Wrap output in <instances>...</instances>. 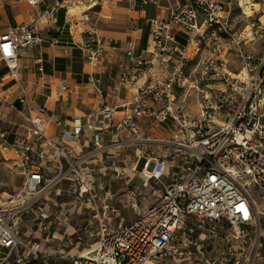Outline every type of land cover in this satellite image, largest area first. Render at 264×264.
<instances>
[{
    "label": "built area",
    "instance_id": "2783aa9c",
    "mask_svg": "<svg viewBox=\"0 0 264 264\" xmlns=\"http://www.w3.org/2000/svg\"><path fill=\"white\" fill-rule=\"evenodd\" d=\"M223 5V0H177L166 19H151L143 50L135 40L126 41L132 64L121 68L98 111L85 120L56 122L60 142L46 136V108L31 107L26 88L18 102L27 125L3 124L0 106V155L22 176L17 191L0 193V264H60L44 252L42 238L29 233L32 226L23 234L19 226L31 210L35 232L45 234L51 216L46 202L65 181L72 192L67 209H75L86 196L93 206L99 201L104 212L96 239L61 264H156L167 257L179 264L180 255L193 246L200 249V264H264V74L258 51L239 46L242 35L231 29ZM54 11L46 12L51 18ZM82 20H89L86 12ZM249 26L248 39L264 33L260 22ZM178 34L184 36V44ZM40 38L33 21L0 34L6 77L17 79L21 52ZM114 43L94 27L82 42H75L86 51L89 77L108 70L106 48ZM232 48L242 58L238 72L228 64ZM204 51L206 56L193 66ZM33 63L43 70L40 58ZM141 79L128 98H120L121 86ZM69 89L60 82V92ZM142 122L168 123L177 134L172 140L151 137L142 130ZM104 132L112 136L108 142L102 138ZM124 133L129 138H122ZM130 146H135L131 166L114 172L115 177L132 175L134 182L125 184L135 217L116 223L111 214L116 216L117 209L106 203L113 193L110 188L94 190V173L104 166L103 154ZM134 177L142 179L140 186ZM149 183L162 184L158 200L140 207L138 192Z\"/></svg>",
    "mask_w": 264,
    "mask_h": 264
},
{
    "label": "crops",
    "instance_id": "0c3cea01",
    "mask_svg": "<svg viewBox=\"0 0 264 264\" xmlns=\"http://www.w3.org/2000/svg\"><path fill=\"white\" fill-rule=\"evenodd\" d=\"M37 1V4L31 5L26 0H0V34L15 26L33 21L41 36L34 46L21 52L17 79L6 77L8 68L0 61V106L6 121L5 125L11 121L27 125L25 114L19 112L22 107L18 102L22 90L26 88L29 105L33 107L41 104L46 108L42 115L46 136L60 142L58 138L60 126L56 122H71L75 118L85 120L87 116L98 111L104 100H108L104 94L116 82L121 68L132 64L125 53L126 41L135 40L139 50H143L147 46L150 20L166 19L170 7L175 6L177 0H160L156 4L149 5L136 0ZM53 8L55 16L50 18L46 11ZM60 8L65 10L62 23L57 22ZM84 12L89 16L88 21L82 20ZM131 13L137 14V20L130 18ZM91 27H94L104 38H114L115 43L106 48L108 70L105 73L96 72L89 77L86 74L90 70L86 63V51L75 42H82ZM200 56L204 58L206 52H201L195 58L198 60ZM34 58L41 59L42 71L37 70L33 63ZM61 81L70 87L68 91L60 92ZM142 81L143 79L133 86H121L120 98H128ZM11 113L14 120L7 118ZM140 126L151 137L158 139L172 140L177 134L168 123L151 126L142 122ZM48 130H50L49 134L46 132ZM19 131L24 133L25 129L20 128ZM128 136L127 133L122 134L124 139L129 138ZM102 138L108 142L112 136L104 132ZM129 149L135 155V146H130ZM130 156L126 154L125 160H129ZM133 182L131 178L129 184ZM31 229V234L42 238V242L46 240L44 234L35 232V226Z\"/></svg>",
    "mask_w": 264,
    "mask_h": 264
},
{
    "label": "rangeland",
    "instance_id": "374dc122",
    "mask_svg": "<svg viewBox=\"0 0 264 264\" xmlns=\"http://www.w3.org/2000/svg\"><path fill=\"white\" fill-rule=\"evenodd\" d=\"M141 2V0H136ZM224 10L228 15V21L230 27L237 34H241V40L239 46H242L246 50H255L257 53V62H259L260 71L264 74V33L255 35L254 39H248L247 35L250 31L249 24L252 21L260 22L264 25V0H223ZM141 4V3H140ZM142 5V4H141ZM143 6V5H142ZM101 9V8H100ZM120 12V11H119ZM125 12V11H124ZM107 13V12H106ZM125 13H128L127 11ZM120 14V13H119ZM131 19L137 20V14L131 13ZM135 18V19H134ZM116 23V22H115ZM178 39L181 42H185V38L182 34H178ZM228 64L229 68L233 72H238L242 67V58L240 57L237 48H232L230 53L228 52ZM196 58L194 62L201 60ZM193 101L194 98H192ZM8 120H14L13 114L7 115ZM5 119V118H4ZM6 121H2L4 124ZM49 134L50 130L46 131ZM111 154H103L102 161L104 166L99 165L96 167V173H94V190L100 192L103 189L110 188L113 197L108 199L106 203L110 207L117 209L118 215L113 216L111 219L114 222H118L123 219L122 222H126L135 217V214L130 209L132 199H130L127 192V185L132 178L130 173L115 177L114 169L121 170L124 167L131 166L135 155L129 147H121L115 151L111 150ZM131 155L129 160H125L126 154ZM107 156V157H106ZM102 167V171L98 168ZM136 178V177H134ZM141 178L135 179L136 185H141ZM22 184V176L19 170L11 164L9 160H5L0 155V193L7 192L13 193L19 189ZM67 181H65L55 193L52 192V200L46 202V207L50 211L51 216L46 220L47 231H45L46 240L43 241V250L45 253L53 257L56 263H66L70 261L71 256L77 251H81L91 244L97 236L99 223L103 217V206L98 201L97 205L93 206L91 202L86 200V196L82 199V204L78 203L75 209H67L71 206L70 199L72 192L68 189ZM129 187V186H128ZM162 189V184L151 185L149 183L146 187H141L137 196V205L140 207L152 204L158 200L159 192ZM155 191V192H153ZM254 197L260 206L259 198L256 194ZM88 202L87 205L83 203ZM45 203V202H44ZM42 203L41 205H43ZM65 206L63 208L61 205ZM45 205V204H44ZM36 210V207H33ZM24 224L19 226V232L21 234L28 232L29 226L34 225V217L32 211H28V214L23 215ZM191 221V220H190ZM119 223V222H118ZM191 223V222H190ZM31 232V230H29ZM29 232V233H30ZM194 235H199V231L194 230ZM199 244V237L197 239ZM191 254V257L186 259L185 257ZM181 261L179 264H200V249L197 246H193L190 253L183 252L181 255ZM156 264H176L171 258H162L157 261Z\"/></svg>",
    "mask_w": 264,
    "mask_h": 264
},
{
    "label": "trees",
    "instance_id": "16d2710c",
    "mask_svg": "<svg viewBox=\"0 0 264 264\" xmlns=\"http://www.w3.org/2000/svg\"><path fill=\"white\" fill-rule=\"evenodd\" d=\"M64 14H65V10L60 8L58 10V18H57L58 23H62Z\"/></svg>",
    "mask_w": 264,
    "mask_h": 264
}]
</instances>
